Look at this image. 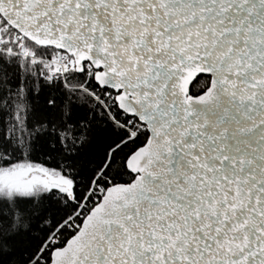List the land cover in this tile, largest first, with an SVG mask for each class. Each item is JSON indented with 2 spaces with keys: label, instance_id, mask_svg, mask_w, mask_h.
Segmentation results:
<instances>
[{
  "label": "snow or ice",
  "instance_id": "1",
  "mask_svg": "<svg viewBox=\"0 0 264 264\" xmlns=\"http://www.w3.org/2000/svg\"><path fill=\"white\" fill-rule=\"evenodd\" d=\"M0 264H264V0H0Z\"/></svg>",
  "mask_w": 264,
  "mask_h": 264
}]
</instances>
